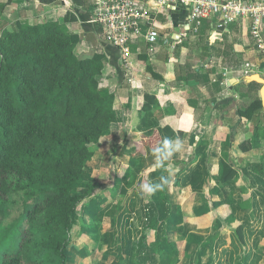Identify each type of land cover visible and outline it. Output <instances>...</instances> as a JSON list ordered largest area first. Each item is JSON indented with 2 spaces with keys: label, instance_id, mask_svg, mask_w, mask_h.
<instances>
[{
  "label": "crops",
  "instance_id": "crops-1",
  "mask_svg": "<svg viewBox=\"0 0 264 264\" xmlns=\"http://www.w3.org/2000/svg\"><path fill=\"white\" fill-rule=\"evenodd\" d=\"M137 1L149 8L158 38L153 46L144 37L130 43L129 75L120 51L88 24L92 0H0V31L55 20L79 36L81 55L104 56L98 81L114 96L115 121L90 146L82 178L94 189L80 221L98 238L130 242V255H115L124 264L132 255L136 264H264V59L250 22L217 28L213 18L181 37L184 3L158 10ZM245 62L254 74L223 76ZM146 96L155 102L143 112ZM150 133L157 148L132 159V146ZM225 164L235 176L223 183ZM156 184L162 189L144 190Z\"/></svg>",
  "mask_w": 264,
  "mask_h": 264
},
{
  "label": "trees",
  "instance_id": "trees-1",
  "mask_svg": "<svg viewBox=\"0 0 264 264\" xmlns=\"http://www.w3.org/2000/svg\"><path fill=\"white\" fill-rule=\"evenodd\" d=\"M79 40L55 20L0 31V264H67L75 213L94 189L74 193L115 121L114 96L98 81L104 56L81 55ZM145 101L143 112L155 98ZM152 134L132 159L157 148ZM234 176L225 164L221 182Z\"/></svg>",
  "mask_w": 264,
  "mask_h": 264
},
{
  "label": "built area",
  "instance_id": "built-area-1",
  "mask_svg": "<svg viewBox=\"0 0 264 264\" xmlns=\"http://www.w3.org/2000/svg\"><path fill=\"white\" fill-rule=\"evenodd\" d=\"M152 7L160 10L171 7L180 2L186 5L187 27L180 34L198 33L201 23L205 20L216 18L217 28L226 27L235 21H249V34L254 41L256 53L264 59V0H147ZM218 20V21H217ZM146 24L145 34H142L141 24ZM88 24L101 30L103 41L120 51L122 65L130 69V43L144 37L153 46L158 38L155 23L149 16L146 3L137 0H92V12ZM256 68L245 62L240 68L228 73H236L244 77L254 74ZM130 75L131 73L128 72ZM128 83H133L132 75ZM221 84H224L223 82Z\"/></svg>",
  "mask_w": 264,
  "mask_h": 264
},
{
  "label": "rangeland",
  "instance_id": "rangeland-1",
  "mask_svg": "<svg viewBox=\"0 0 264 264\" xmlns=\"http://www.w3.org/2000/svg\"><path fill=\"white\" fill-rule=\"evenodd\" d=\"M85 183L86 182L82 180V182L79 185L75 186L74 193L75 194L82 193L83 189H85V185H86ZM81 206L82 205L79 206V209L74 216V226L70 233V243L66 253L67 264H119V262L120 264H124L122 263L123 262L122 255L118 257L115 255H118V252L120 250L128 249L127 247L131 243L124 242L125 246L123 247L122 242H120V244L118 245L117 241L102 239V237H105V235L103 234L100 236V238L92 234L95 229V228L92 229L93 225L91 224L87 225L85 222L80 221ZM85 214L87 217L90 218L92 215V209L86 207ZM88 234L91 235L89 240L90 242H87V240L82 242V239H84V237ZM131 247H132L131 249L133 250L134 245ZM118 248H125V249H118ZM124 254L130 255L131 252L126 250ZM113 256H115V259H112ZM128 259L129 257L127 256L126 260ZM129 260L130 261L128 264H130L131 260H133L132 264H136L134 255H132V259L130 258Z\"/></svg>",
  "mask_w": 264,
  "mask_h": 264
},
{
  "label": "clouds",
  "instance_id": "clouds-1",
  "mask_svg": "<svg viewBox=\"0 0 264 264\" xmlns=\"http://www.w3.org/2000/svg\"><path fill=\"white\" fill-rule=\"evenodd\" d=\"M177 148H179V144H177ZM163 185L162 184H156L155 186H149V185H145L144 186V190L148 193H153L154 191H156L157 189H162Z\"/></svg>",
  "mask_w": 264,
  "mask_h": 264
},
{
  "label": "water",
  "instance_id": "water-1",
  "mask_svg": "<svg viewBox=\"0 0 264 264\" xmlns=\"http://www.w3.org/2000/svg\"><path fill=\"white\" fill-rule=\"evenodd\" d=\"M260 82L264 85V80H261V79H260Z\"/></svg>",
  "mask_w": 264,
  "mask_h": 264
}]
</instances>
